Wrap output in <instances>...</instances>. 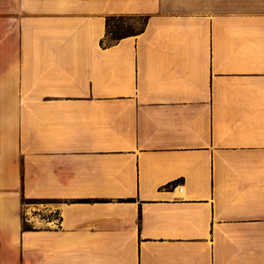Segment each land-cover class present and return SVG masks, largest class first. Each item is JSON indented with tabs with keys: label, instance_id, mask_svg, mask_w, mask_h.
Here are the masks:
<instances>
[{
	"label": "crops",
	"instance_id": "1",
	"mask_svg": "<svg viewBox=\"0 0 264 264\" xmlns=\"http://www.w3.org/2000/svg\"><path fill=\"white\" fill-rule=\"evenodd\" d=\"M0 264H264V0H0Z\"/></svg>",
	"mask_w": 264,
	"mask_h": 264
},
{
	"label": "rangeland",
	"instance_id": "2",
	"mask_svg": "<svg viewBox=\"0 0 264 264\" xmlns=\"http://www.w3.org/2000/svg\"><path fill=\"white\" fill-rule=\"evenodd\" d=\"M144 21H145V18L143 16H130V15L116 16L111 21V28L112 30L121 31L123 33L131 32V31L141 28L144 24ZM111 38H112V35L108 37V41H110ZM24 201L25 203L33 204L35 206H44L45 203H48V204L56 203V200H46V199H41L37 201L25 199ZM51 214L54 215L56 218V221H58L59 219L58 211L54 210Z\"/></svg>",
	"mask_w": 264,
	"mask_h": 264
},
{
	"label": "trees",
	"instance_id": "3",
	"mask_svg": "<svg viewBox=\"0 0 264 264\" xmlns=\"http://www.w3.org/2000/svg\"><path fill=\"white\" fill-rule=\"evenodd\" d=\"M116 16H117V15H110V16H108V18H107V34H106L105 38L102 39L103 42H104V41H108V37H109L110 35H112V38H111V40H110L109 42H112V41H116V40H118V39H120V38H122V37H124V36L132 35V34H137V33L141 32V31L145 28V26H146V24H147V21H148V17H149L148 15L143 16V17L145 18V21H144V24H143V26H142L141 28H139V29H137V30H134V31H131V32L123 33V32H121V31L112 30V28H111V21H112ZM119 16H125V15H119ZM30 200L37 201V200H41V199H39V198H30ZM24 226H25L26 228H31V227H32V226H31L29 223H27L26 221H24Z\"/></svg>",
	"mask_w": 264,
	"mask_h": 264
},
{
	"label": "built area",
	"instance_id": "4",
	"mask_svg": "<svg viewBox=\"0 0 264 264\" xmlns=\"http://www.w3.org/2000/svg\"><path fill=\"white\" fill-rule=\"evenodd\" d=\"M177 187H178L179 192H182L183 191V183L179 182L177 184Z\"/></svg>",
	"mask_w": 264,
	"mask_h": 264
}]
</instances>
